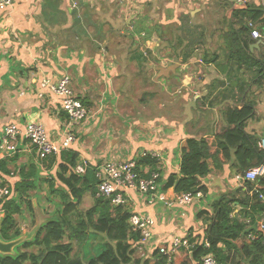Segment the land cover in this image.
Returning <instances> with one entry per match:
<instances>
[{"label":"crops","instance_id":"0c3cea01","mask_svg":"<svg viewBox=\"0 0 264 264\" xmlns=\"http://www.w3.org/2000/svg\"><path fill=\"white\" fill-rule=\"evenodd\" d=\"M235 3L200 0L190 8L191 1L179 0H14L8 11H0V137L9 123L24 129L33 122L42 125L52 141L59 144L65 139L67 116L49 87L67 76L90 114L73 131L75 140L69 150L78 154L76 165L97 168L106 161L137 160L143 153H152L159 157L156 171L164 184L170 175H179L184 142L213 138L231 129L225 110L240 109L248 100L254 102V115L246 121L244 132L260 142L264 139V81L258 88L253 70L239 67L230 58L226 38L231 9L240 5L261 13L254 26H264V0ZM100 8L113 17L107 30L103 24L86 21L88 13H103ZM145 8L153 9L149 18L143 14ZM119 22L130 31L122 30ZM144 23L155 24L151 32ZM168 31L172 40L186 46L178 43L168 49L164 38ZM142 33L145 37L139 36ZM241 39L251 56L264 57V38L254 40L247 34ZM140 41L146 46L141 47ZM19 141L17 153L0 163H5L4 179L10 189L23 177L29 179V170L34 171V188L14 216L20 237L31 241L40 227L61 214L60 193L67 188L59 177L68 178L71 170L59 154L51 164L48 160L43 164L24 138ZM234 160L232 156L221 170L203 178L206 195L200 194L187 207L169 209L161 202L149 204L135 190L125 192L129 213L154 220L153 238L141 259L153 264L152 253L162 238L203 237L219 196L245 189L244 182L236 181L240 172L231 168ZM142 171L147 176L149 168ZM254 190L248 192L250 197ZM162 192L169 200L176 195L172 187ZM82 204L86 210L93 206V199L86 195ZM2 218L0 212V222ZM256 218L258 226L264 223V213ZM89 241L86 250L83 246ZM102 241L91 232L81 246V257L96 254ZM94 243L97 246L92 248Z\"/></svg>","mask_w":264,"mask_h":264},{"label":"trees","instance_id":"16d2710c","mask_svg":"<svg viewBox=\"0 0 264 264\" xmlns=\"http://www.w3.org/2000/svg\"><path fill=\"white\" fill-rule=\"evenodd\" d=\"M236 4V3H235ZM236 8V7H235ZM231 9L232 21L226 38L231 56L239 67H246L255 74V83L260 88L264 81V57L255 59L247 51V45L240 37L250 35V24L261 16V13L250 11L245 5ZM242 53L239 54V50ZM254 115V102L247 101L242 108L226 109L224 118L231 129L213 138L188 139L181 147L179 175H170L160 190L172 187L175 194L201 193L206 195L207 188L201 180L214 170H221L225 164L235 158L232 169L243 174L264 160V153L258 139L244 132L245 123ZM63 163L68 165L71 175L59 177L67 188L61 192L62 211L39 228L31 241H23L14 248L13 255H0V264H150L136 256V250L129 243L135 242L138 235L129 233L128 219L131 215L126 206V197L121 205H113L112 197H97L98 180L96 168L87 166L83 175L75 174L72 169L76 165L78 154L71 150L59 153ZM55 156L47 157L50 164ZM43 161V164L45 162ZM5 163H0V176L4 179ZM158 161L150 155L136 160V172L140 177H147L157 170ZM148 167L149 173L143 176L142 168ZM67 167H63L65 172ZM159 172V171H158ZM22 173V171H21ZM34 171L29 170V179L16 182L11 188V196L0 204L3 218L0 222V240L9 242L20 237L14 216L20 213L21 203L28 191L34 188L32 178ZM252 182L245 181V189L228 190L221 194L212 205L211 216L202 239L209 243L208 249L202 244L193 253L194 259L211 254L219 264H264V230L258 226L256 216L264 213V177ZM256 189L258 193L250 197L248 192ZM245 190V191H244ZM244 191V192H243ZM15 194V199L11 198ZM93 199V206L81 210L84 196ZM205 214L204 212L200 215ZM264 224V223H263ZM256 225L255 230H251ZM250 230L249 232H246ZM103 237L100 251L91 257L73 255L74 244H84L90 233ZM251 236L253 239H250ZM192 242L197 236H187ZM34 248L35 251L30 249ZM187 253L178 250L172 253L169 264H185ZM153 264H168V258L152 253Z\"/></svg>","mask_w":264,"mask_h":264},{"label":"built area","instance_id":"2783aa9c","mask_svg":"<svg viewBox=\"0 0 264 264\" xmlns=\"http://www.w3.org/2000/svg\"><path fill=\"white\" fill-rule=\"evenodd\" d=\"M13 3L14 0H0V11H8L13 6ZM249 28L251 29L250 37L252 39L260 40L264 38V26L258 29L250 24ZM139 36L145 37L144 33ZM49 90L60 99V107L67 116L69 131L65 134V139L59 144L52 141L45 128L37 123L29 122L24 129H21L16 123H9L4 127L0 137V159L15 155L18 151L19 140L22 138L33 148L39 160L56 156L61 151L69 149L70 144L75 140L74 129L88 120L89 111L71 87L69 77H62L57 83L51 85ZM260 148L264 153V139L260 140ZM146 155L159 160V157L152 153H143L141 157ZM72 171L77 175H83L86 171V166L75 165ZM95 177L98 180L96 196L112 197L111 203L113 205L123 204L125 192L128 190H135L140 195L146 196L149 204L161 202L169 209L187 207L193 204L201 194H176L174 199H167L160 190L159 172H151L146 178L140 177L136 172V160L106 161L96 168ZM262 177H264V160L258 165L247 169L243 174H238L236 181L254 182ZM253 192L258 193L256 190ZM10 196L11 189L0 176V204ZM0 212H2L1 209ZM127 223L129 233L138 235L136 242L129 239V243L133 245L137 252H144L145 247L153 238L154 220L148 215L131 214ZM260 229L264 230L263 223L260 225ZM249 238L253 239L251 236ZM200 244H202L203 249L209 248V243L205 239L199 240L196 238L191 242L188 237L174 236L167 240L162 238L155 250H158L159 254L168 258V264L172 253L178 250H183L187 253V257L184 260L185 264H219L211 254L203 255L198 260L194 259L193 253Z\"/></svg>","mask_w":264,"mask_h":264},{"label":"rangeland","instance_id":"374dc122","mask_svg":"<svg viewBox=\"0 0 264 264\" xmlns=\"http://www.w3.org/2000/svg\"><path fill=\"white\" fill-rule=\"evenodd\" d=\"M80 0H76V2H79ZM120 1V0H119ZM184 2V4H185V1H188V3H189V1H191L192 2V5L190 4V8H195V6H193V3L195 4V3H197V2H199L200 0H179V2ZM87 2H89V1H87ZM82 4H84L83 2H81ZM84 6L85 5H83V8H84ZM214 6H215V4H214ZM89 9V8H88ZM101 9V12H103V13H101L100 15L99 14H96V13H94V14H89L88 12V14H86L87 15V17H88V20H86L87 22H89V23H99V24H103V26H104V28L107 30L108 29V27L109 26H111V24L108 22V21H110V20H112V16H110V15H108L109 13H107L106 12V10H105V8H100ZM164 10H166L165 8H163ZM205 9H207V8H205ZM130 12H132V11H134V9L132 8V9H130L129 10ZM83 12L81 11V14H82ZM105 13L107 14V16H105ZM153 13V9H149V8H145V11H143V14H145L148 18L150 17L149 15H151ZM210 13H212V12H210ZM121 20V19H120ZM121 21H123V20H121ZM131 22V24L133 23L132 21H130ZM225 23V22H224ZM106 24H108V25H106ZM119 25H120V28L122 29V30H125V31H128V27H126L125 26V23L124 22H119L118 23ZM145 24H148V25H150V26H147V28H146V31H148V32H151V31H149V29H152L153 27H154V23H144V25ZM152 24V25H151ZM133 25V24H132ZM263 27V26H262ZM261 27V28H262ZM130 28H132V27H130ZM133 29V28H132ZM171 31H177V28H173V29H170ZM225 30V29H224ZM129 31H130V29H129ZM179 31V30H178ZM180 33H178V35H179ZM153 35V33L151 34V36ZM182 37H184V33L182 34V32H181V34H180ZM224 35V34H223ZM171 36H173V34H172V32H167L166 33V35H165V37L164 38H166V39H168V41L167 42H169V44H167V48L168 49H172L171 48V46H173V47H175L178 43H177V41L176 40H172V38H170ZM180 37V36H179ZM185 38V37H184ZM166 42V41H165ZM146 43L147 42H145V41H140V46L142 47V46H146ZM180 44V43H179ZM181 46L180 47H185L186 46V44L184 45L183 43H181L180 44ZM163 47H165L164 45H163ZM214 48H215V46H214ZM245 77H247V79L249 78L248 77V74H246L245 75ZM194 113H196V112H194ZM197 114V113H196ZM82 209H83V211L85 210L84 208H86L87 206H85L84 204H82ZM91 236V235H90ZM90 244H91V241H89V242H87V247H86V245H84L83 247L84 248H86V250H88V249H90L89 248V246H90ZM100 244H102V243H100ZM83 245V244H82ZM81 245V246H82ZM81 246L80 245H77L76 243L74 244V248H73V255H76V256H78V257H81ZM95 246H97L95 243L92 245V248L93 247H95ZM101 247V245L100 246H98V248L96 249V252H98V251H100V248ZM15 252H14V250H13V254H14ZM13 254H11V255H13ZM145 254L146 253H144V252H137L136 251V256L137 257H139V258H144V256H145ZM1 256H3V255H1Z\"/></svg>","mask_w":264,"mask_h":264},{"label":"water","instance_id":"95a60500","mask_svg":"<svg viewBox=\"0 0 264 264\" xmlns=\"http://www.w3.org/2000/svg\"><path fill=\"white\" fill-rule=\"evenodd\" d=\"M229 1L235 3L237 0H229ZM255 229H256V225L251 230H255ZM249 231L250 230H247L246 232H249ZM25 240H26L25 237H20L16 240L9 241V242H3L0 240V255L6 256V255L13 254L14 248Z\"/></svg>","mask_w":264,"mask_h":264},{"label":"clouds","instance_id":"9594fccd","mask_svg":"<svg viewBox=\"0 0 264 264\" xmlns=\"http://www.w3.org/2000/svg\"><path fill=\"white\" fill-rule=\"evenodd\" d=\"M253 26H254V24H252ZM258 28V27H257ZM258 29H260V28H258Z\"/></svg>","mask_w":264,"mask_h":264}]
</instances>
